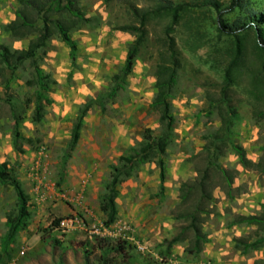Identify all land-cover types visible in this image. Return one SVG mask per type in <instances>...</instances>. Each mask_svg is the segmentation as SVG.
Masks as SVG:
<instances>
[{"label": "rangeland", "instance_id": "obj_1", "mask_svg": "<svg viewBox=\"0 0 264 264\" xmlns=\"http://www.w3.org/2000/svg\"><path fill=\"white\" fill-rule=\"evenodd\" d=\"M158 1H80L89 20L70 33L77 43L75 60L56 35L36 56L35 64L48 76L46 96L51 100L38 122L32 118L37 86L26 83L33 77V64L24 62L14 76L9 70L0 75V161L15 171L30 212L28 224L3 253L7 221L17 206L13 188L0 184V264H251L264 259V247L247 253L234 248V237H254V226L230 222L236 215L259 212L264 171L242 167L231 150L219 163L238 170L232 195L219 186L212 189L213 208L201 225L207 241L198 253L186 251L193 231L176 217L182 209L179 186L195 176L194 162L200 160L204 137L219 124L215 111L207 113L208 100L220 96L236 42L218 30L216 10L204 4L211 0H170L186 7L174 24L168 14L150 16L146 41L125 87L103 107L95 103L87 111L76 147L64 159L79 108L110 89L134 39L118 29L133 23L127 3L152 9ZM215 1L221 6L229 2ZM17 7V0H0V43L25 48L28 38H12L2 29ZM247 15L263 17L264 0H245L243 7L223 15L222 22L230 26ZM169 27L181 65L171 99L176 121L165 156L164 190L159 192L156 165H140L117 185L116 218L106 226L99 198L109 179V165L141 139L144 128L158 133V113L151 107L154 71L158 40ZM238 35L243 55L232 71L228 92L238 113L233 140L247 158L264 162V116L255 114L264 111V51L259 48L263 44L254 29ZM59 217L60 225L54 227ZM174 237L179 240L168 246ZM117 245L124 246L122 252L107 251ZM103 255L107 263L100 258Z\"/></svg>", "mask_w": 264, "mask_h": 264}, {"label": "trees", "instance_id": "obj_2", "mask_svg": "<svg viewBox=\"0 0 264 264\" xmlns=\"http://www.w3.org/2000/svg\"><path fill=\"white\" fill-rule=\"evenodd\" d=\"M18 7L15 10V17L5 23L2 29L12 38L26 39L28 44L25 48H11L5 43H0V75L4 76L9 70L14 76L17 69L26 61L33 64V77L26 80V83L35 89V100L33 108V121L38 122L43 116L44 106L51 100L46 96L48 91V76L35 64L38 52L47 44L49 38L56 35L70 49L71 60L74 61L77 52V43L71 37V32L77 29L82 23L89 20L85 16L81 6V0H17ZM127 2V1H126ZM245 0H229L221 6L215 0L207 1L217 12L218 30L235 37L233 57L225 71L226 82L222 86L218 99L209 97L208 114L213 111L218 116V126L205 135V142L199 151L200 160L194 162L195 176L183 181L179 186V198L182 209L176 217L188 222V227L193 231L192 244L186 248L190 254L198 253L202 245L207 241L201 225L205 216L212 211L213 197L212 189L219 186L227 195H232V184L238 174L236 168H227L219 163V159L231 150L237 155L239 162L244 168L264 171V162H254L247 158L245 150L234 142L233 135L238 121L236 108L230 103L229 84L232 82V71L239 66L243 51L240 46L238 32L254 29L260 39L259 48L264 51V16L255 15L226 26L222 22L225 14L232 13L244 6ZM127 8L133 17V23L118 27L119 30L128 32L134 36L130 43L123 65L119 71L113 74L112 85L108 91L99 94L94 99H89L79 108L78 114L73 122L70 138L67 144V151L64 159L70 156L80 138L82 121L87 111L95 104L103 107L104 103L111 99L127 83L126 78L131 73L137 59L138 51L147 38L146 23L152 14L163 13L172 17L174 24L181 12L186 9L185 5L174 4L170 0H160L157 6L152 9H143L134 3H127ZM256 14V13H252ZM258 14V13H257ZM260 16V17H259ZM170 27L165 30L163 37L158 40V62L155 67V93L151 101V107L157 111L159 127L155 133L150 127L143 129L141 139L131 145L127 151L120 155L116 163L109 165V179L104 187V192L99 198L100 210L105 215L104 224L111 225L116 218L117 207V185L131 177L140 165L153 162L159 170V192L164 190L165 181V156L169 144L173 140L175 116L172 112L171 99L173 89L177 80V73L181 62L177 54L175 41L169 33ZM258 116H264V111H255ZM264 149V145H263ZM0 184L11 186L16 194V213L9 217L7 230L2 239V252L7 254L9 244L15 239L17 232L24 229L28 224L30 212L28 210V197L22 189L21 183L15 171L7 162L0 161ZM62 218H56L53 226L58 227ZM230 224H245L254 226V237H234L233 244L236 250L247 253L264 247V202L260 204L258 213L248 215H236ZM179 239L174 237L168 242L172 245ZM100 247V245H99ZM123 245L109 247V250L122 252ZM106 254V252H105ZM105 262L108 259L105 255L100 257ZM245 264V263H232ZM251 264H264V259H256Z\"/></svg>", "mask_w": 264, "mask_h": 264}]
</instances>
